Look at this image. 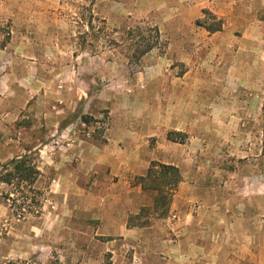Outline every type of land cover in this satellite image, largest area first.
<instances>
[{"label":"rangeland","instance_id":"rangeland-1","mask_svg":"<svg viewBox=\"0 0 264 264\" xmlns=\"http://www.w3.org/2000/svg\"><path fill=\"white\" fill-rule=\"evenodd\" d=\"M140 1L0 0V173L25 155L39 172L20 193L0 181V264H260L264 66L253 79L237 63L253 59L258 69L264 41L175 42L166 3ZM218 21L203 11L194 27L210 32ZM137 26L144 33L154 26L161 32L157 48L140 60L133 57L138 40L128 35ZM184 44L192 48L186 56L179 49ZM236 65L234 77L228 70ZM197 73L207 88L188 90L192 121L186 132L138 142L139 155L151 158L148 169L166 165L179 172L176 187L167 185L163 199L141 180L148 169L144 176L129 174L124 186L105 169L87 173L82 151L75 150L105 140L113 115L126 120L122 142L129 145V131L148 133L145 126L167 113L169 95L182 93L172 82L185 75L194 81ZM167 150L174 159L166 157ZM187 182L195 201L174 205L167 193L174 195ZM88 193L121 194L122 200H113L112 220L127 215L134 232H98L109 211H86L81 198ZM201 210L222 212L219 224L246 211L256 225V243L249 249L233 242L212 249L207 224L198 234L205 238L196 242L205 246L202 258L195 247L186 248L184 258L180 211L196 216ZM78 225L95 231L76 233Z\"/></svg>","mask_w":264,"mask_h":264},{"label":"crops","instance_id":"crops-1","mask_svg":"<svg viewBox=\"0 0 264 264\" xmlns=\"http://www.w3.org/2000/svg\"><path fill=\"white\" fill-rule=\"evenodd\" d=\"M140 2H146L148 4L150 2L153 4L166 3L170 10V34L172 40L175 42L191 41L196 42V44L203 42V44L209 45L207 44L208 41L211 46H215V42L219 39L233 42L239 41L240 43H248L249 41H256L258 43L264 41V0H141ZM203 11H209L217 16L222 23L221 29L211 33L204 28H195L194 21L202 17ZM186 48L188 47L185 46L182 48L181 46L179 48L180 53L184 51L183 54L185 56L187 55ZM211 50L215 51V49ZM262 59L257 63L258 69L253 59L251 61H244V63L240 61L237 65L240 66V70L243 69L250 76L253 73L254 79L257 70L262 71L261 68L264 66ZM237 65L228 70L230 73L233 72V74H230L231 76L235 77ZM189 78L190 75H185L184 80L172 82V87L182 88L183 91L178 97H176V94L174 96L172 94L169 95L170 102L168 103L167 113L160 114L154 123L145 126L148 133L146 131L144 132L145 129H142L141 133L137 132L136 129L131 130L129 131L131 134L128 141L129 145L123 144L122 137L128 130V124L122 116L113 115L105 131V140L97 141L99 142L98 144L96 142L89 143L84 148L85 151L75 150L76 153L82 151V156L87 161L86 167H82L87 169V173L96 174L100 169H105L108 171L107 177H118V185L121 186L129 183V174L144 176L151 158L147 161L148 157L143 158L139 155L141 148H139L138 142L140 140L145 142L146 136L158 135L159 138H162L163 136H167L166 134L168 133L169 138L177 135V133H185L187 127L191 124L192 114L187 108L189 107L188 90L207 88V84L201 81L198 73L196 80L189 81ZM164 132L166 133L164 134ZM165 141L169 145L171 144L167 140ZM166 154V157L170 160L174 159V154H170L168 150ZM187 184L188 182L184 183L183 188L181 187L179 192L174 193V205L177 202L178 205L185 207L187 204L195 201L192 194H188L187 192L189 190V193H191L190 189L192 185L188 187ZM81 199H86L87 201L85 204L87 207L84 208L86 211H90L94 207L109 211L103 215L101 228L98 229V232L103 234L118 232L126 236L134 232L127 228V215L121 213L118 221L114 222L112 220L113 215L116 216V214L112 213V207H116L113 204L123 199L121 194L108 193L104 198H101L95 194L88 193ZM127 201L130 202L131 200ZM221 213L214 210L206 212L201 210L196 216H192L180 211V214L184 216L183 222L179 223L183 224L185 230L183 232L184 238L178 245L184 249L182 252L184 258L189 255L186 248L191 249L192 247L200 249L199 258H202L205 246L196 242H201L205 238L204 235L198 234L202 233L203 225L207 224L211 227V233L205 239L211 241L212 244L210 246H212V249H217L218 246L222 247L226 243L228 245L232 242L235 243L233 246L236 248L249 249L256 243V225L249 218L246 211L235 214L233 221L231 219L227 221L222 220L219 224L217 218L223 219L224 217ZM207 217L210 219L207 220ZM94 231V228L89 225L84 227L81 225L75 226L76 233H92ZM259 237H262L263 240L262 245L259 246V262L260 264H264V234ZM210 256L212 258L216 257L214 251L210 253ZM92 261L96 263L95 260ZM84 262L82 264H86ZM93 262H89L88 264H93Z\"/></svg>","mask_w":264,"mask_h":264},{"label":"trees","instance_id":"trees-1","mask_svg":"<svg viewBox=\"0 0 264 264\" xmlns=\"http://www.w3.org/2000/svg\"><path fill=\"white\" fill-rule=\"evenodd\" d=\"M92 20H94V18L91 16V19L88 22V27L90 29L93 28ZM218 24L219 27L217 29L208 30L213 32L221 29L222 23L220 20L218 21ZM85 35L88 34L85 33ZM128 35L131 36V40L134 38L138 40L136 42L138 44L137 48L133 54V57L136 60H140L143 56L155 50L161 41V32L156 26L148 27L145 33L140 30L139 26L130 28ZM82 45L84 48L85 43ZM153 166L156 168L161 167V169L155 171L154 168H149L146 177H143L141 180L157 191V198L159 200L165 197L164 194L167 192V185L172 186L173 188L176 187V184L179 181V172L177 168L173 166L159 165L157 167L154 164ZM3 168L5 171L0 173V181L11 186L13 191H16L17 193H20L21 189L25 188L26 186H31L36 181L39 174L37 168L27 155L10 160L6 165L3 166ZM167 178L172 179L173 182L170 183V180ZM167 195L168 197H172L173 192H170V194L167 193ZM27 200L28 199H26V201Z\"/></svg>","mask_w":264,"mask_h":264}]
</instances>
